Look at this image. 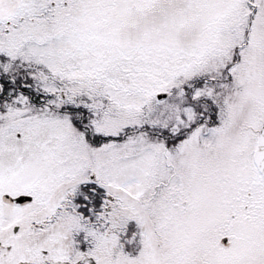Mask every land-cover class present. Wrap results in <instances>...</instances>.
I'll return each mask as SVG.
<instances>
[{"label": "snow or ice", "instance_id": "6c2138e0", "mask_svg": "<svg viewBox=\"0 0 264 264\" xmlns=\"http://www.w3.org/2000/svg\"><path fill=\"white\" fill-rule=\"evenodd\" d=\"M0 264H264V0H0Z\"/></svg>", "mask_w": 264, "mask_h": 264}]
</instances>
